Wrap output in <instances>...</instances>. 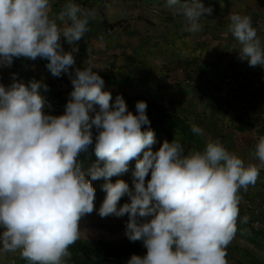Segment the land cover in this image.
Returning <instances> with one entry per match:
<instances>
[{
	"label": "clouds",
	"instance_id": "clouds-1",
	"mask_svg": "<svg viewBox=\"0 0 264 264\" xmlns=\"http://www.w3.org/2000/svg\"><path fill=\"white\" fill-rule=\"evenodd\" d=\"M54 3L0 0V66L11 67L14 58L46 59L51 75L67 74L73 86L63 113L54 115L42 80L25 82L14 73L10 84L0 83V256L67 264L69 249L86 231L82 218L95 211L101 218L127 216L124 235L146 252L126 264H229L240 192L264 171V135L254 134L253 163L210 136L202 151H186L177 139L154 148L147 102L137 101L133 113L122 94L113 100L95 64L76 65L77 42L96 11L64 0L54 13ZM165 7L192 35L214 12L201 0H165ZM226 18L240 59L264 68V41L251 17L230 12ZM190 123L192 133L206 135ZM90 147L96 160L84 167L79 156ZM132 161L131 186L113 181ZM99 180L105 196L97 208L92 182ZM124 197L128 202L120 204Z\"/></svg>",
	"mask_w": 264,
	"mask_h": 264
},
{
	"label": "crops",
	"instance_id": "crops-1",
	"mask_svg": "<svg viewBox=\"0 0 264 264\" xmlns=\"http://www.w3.org/2000/svg\"><path fill=\"white\" fill-rule=\"evenodd\" d=\"M63 2L55 0L54 13L59 12ZM208 4L214 12L201 19L202 31L192 35L182 31L183 19L171 15L165 0H89V8L96 11L97 18L89 22V31L77 42L76 65L95 64L112 95L125 93L147 98L160 111L177 116L190 126V122L201 125L206 135H196V140L185 142L186 151H202L210 136L246 163H253L254 134L264 135V68L258 67L261 73L256 76L247 61L240 59V45L229 31L226 17L230 12L250 16L264 41V0H212ZM62 43L65 50L70 49L63 38ZM47 63L40 58H14L11 67L0 66V83L10 84L14 73L25 82L42 80L49 88L43 94L48 98L50 111L61 114L73 86L67 74L52 76ZM242 65L248 67L235 80H226L228 73ZM134 167L112 180L121 178L131 186ZM99 181L92 182L97 208L105 196L97 186ZM240 195L256 205L264 204V171L256 184L247 191L241 190ZM123 199L128 201L127 197ZM244 216L248 224L237 221L240 232L236 231L226 248L229 261L235 263L237 258L245 264H264V238L256 241L250 214L244 211ZM262 218L264 221V214ZM121 220L101 218L94 211L82 218L80 226L86 231L79 240L108 242L125 227ZM24 261L19 254L0 256V264Z\"/></svg>",
	"mask_w": 264,
	"mask_h": 264
},
{
	"label": "trees",
	"instance_id": "trees-1",
	"mask_svg": "<svg viewBox=\"0 0 264 264\" xmlns=\"http://www.w3.org/2000/svg\"><path fill=\"white\" fill-rule=\"evenodd\" d=\"M105 88L107 89L106 86ZM121 94L127 103L128 109L133 113H135V104L137 101L143 100L147 102V115L151 121V128L155 131L157 137V144L154 148H158L164 140L172 141L173 139H177L180 140L184 146L185 142L196 140V135L191 132V126L179 117L165 111H160L155 104L147 98L141 96L131 97L125 93ZM115 96L116 95H112L113 100ZM51 113L59 115L52 111ZM178 135H180L181 138H179ZM79 160L87 165L95 162L96 157L93 148L90 147L87 151L82 152L79 156ZM134 166L135 161L130 162L129 168ZM120 202L123 204L128 201L122 199ZM243 218H245L244 211L240 208L237 221L242 225L248 224V220L246 219L245 221ZM126 220L127 216L123 217L121 224L125 225ZM240 228L236 223L237 232H240ZM253 233L257 237L264 238L263 231L253 230ZM69 251L71 252V258L68 260L67 264H126V261L132 254L143 255L146 249L140 241L130 242L129 240H125L117 245L102 240L95 242L78 240Z\"/></svg>",
	"mask_w": 264,
	"mask_h": 264
},
{
	"label": "built area",
	"instance_id": "built-area-1",
	"mask_svg": "<svg viewBox=\"0 0 264 264\" xmlns=\"http://www.w3.org/2000/svg\"><path fill=\"white\" fill-rule=\"evenodd\" d=\"M79 4L85 8H89V0H81ZM248 66L242 65L238 70L233 73H228L225 78L226 80L233 81L236 77L240 75L242 71H244ZM260 66L250 67L256 76H259L261 71H259ZM263 115V114H262ZM102 181L97 182L98 188L101 190L100 185ZM102 191V190H101ZM241 203L240 208L250 214V224L251 226L257 231H264V221H263V214H264V204H254L248 197L241 196ZM123 199V198H122ZM125 200V199H124ZM19 264H27L26 261L19 263Z\"/></svg>",
	"mask_w": 264,
	"mask_h": 264
},
{
	"label": "rangeland",
	"instance_id": "rangeland-1",
	"mask_svg": "<svg viewBox=\"0 0 264 264\" xmlns=\"http://www.w3.org/2000/svg\"><path fill=\"white\" fill-rule=\"evenodd\" d=\"M205 6H209V4H208V0H206V1H201ZM124 228L125 227H122V229L116 234V237L114 238V239H112V240H110V241H108L107 243H111V244H121L122 242H124L125 240H128L127 238H126V236L124 235ZM256 241H260L261 242V238L260 237H258L257 239H256ZM106 242V241H105ZM227 252V260H228V262H229V264H245V262H242V260L241 259H237V258H235V263H233V262H230L229 261V259L231 260V258L229 257V252L228 251H226Z\"/></svg>",
	"mask_w": 264,
	"mask_h": 264
}]
</instances>
